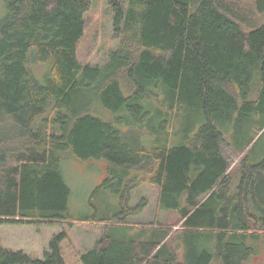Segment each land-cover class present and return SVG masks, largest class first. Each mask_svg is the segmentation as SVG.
<instances>
[{
    "label": "trees",
    "instance_id": "1",
    "mask_svg": "<svg viewBox=\"0 0 264 264\" xmlns=\"http://www.w3.org/2000/svg\"><path fill=\"white\" fill-rule=\"evenodd\" d=\"M245 1L128 0L126 7L107 0L119 45L107 62L92 66L79 61L78 48L93 0H5L0 227L70 220L71 189L61 169L69 156L104 163L105 181L126 188L124 213L133 189L148 184L159 188L161 210L175 213L180 224L174 233L159 223L127 236L135 226L116 214L104 223L117 232L82 253V264L259 258L264 157L239 150L223 130L264 117V0H249L252 9ZM44 65L40 80L35 67ZM153 113L163 141L148 145L144 136L156 131L143 127ZM67 237L55 234L43 258L34 259L5 247L0 233V264H67Z\"/></svg>",
    "mask_w": 264,
    "mask_h": 264
},
{
    "label": "rangeland",
    "instance_id": "2",
    "mask_svg": "<svg viewBox=\"0 0 264 264\" xmlns=\"http://www.w3.org/2000/svg\"><path fill=\"white\" fill-rule=\"evenodd\" d=\"M121 1L128 6V0ZM245 4L252 9L249 0L245 1ZM4 13L5 0H0V18ZM86 17L87 29L78 48L79 61L83 65L104 64L109 60L110 53L119 45V40L115 38L113 10L107 0H93ZM48 69L49 65L35 67L37 78L42 80ZM102 115L107 120L111 118L104 110ZM152 116H156L155 120L145 124L143 129L155 130L154 134L157 136L145 135L143 141L148 145L155 143L156 138L161 135V118H157L155 113ZM256 119L254 123L247 124L237 120L233 124L223 126V130L230 143L239 150L244 147L253 148L255 157L260 160L264 157V117ZM125 127L122 126V129H126ZM198 129L199 127L195 131ZM173 138L175 140L174 136ZM236 166L237 162L232 165L230 172L234 183L237 180ZM61 169L71 189L69 210L66 214L70 220L63 225H3L2 230L0 229L3 244L13 249H22L34 259H41L50 240L62 229L68 235L62 244L67 264H82V253L93 249L105 234L113 235L117 232L113 227H106L104 223L115 218L116 214L123 212L122 216L126 215V220L135 226L127 236L141 234V227L157 226L159 223L172 229L173 233L180 229L177 215L161 210L163 202L159 188L144 184L133 189L127 204V213H124L121 198L126 188L115 180L105 181L104 163L83 162L67 156ZM247 264H264V251L259 258Z\"/></svg>",
    "mask_w": 264,
    "mask_h": 264
},
{
    "label": "crops",
    "instance_id": "3",
    "mask_svg": "<svg viewBox=\"0 0 264 264\" xmlns=\"http://www.w3.org/2000/svg\"><path fill=\"white\" fill-rule=\"evenodd\" d=\"M55 224H57V225H63L64 223H55ZM3 226V225H2ZM0 229H1V227H0ZM2 230V229H1ZM61 231H63L62 229H61ZM60 231V229L58 230V233L59 232H61ZM57 234V233H56ZM3 243H4V241H3ZM4 246L5 247H8V248H10L9 246H7L6 244H4ZM13 249V248H12ZM48 249V245H47V248L43 251V256H44V253H45V251ZM15 250H22V249H15ZM43 258V257H42ZM37 259H40V258H37Z\"/></svg>",
    "mask_w": 264,
    "mask_h": 264
}]
</instances>
